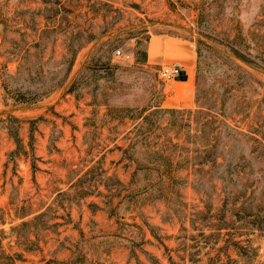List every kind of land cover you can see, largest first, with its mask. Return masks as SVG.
I'll list each match as a JSON object with an SVG mask.
<instances>
[{
	"label": "rangeland",
	"instance_id": "374dc122",
	"mask_svg": "<svg viewBox=\"0 0 264 264\" xmlns=\"http://www.w3.org/2000/svg\"><path fill=\"white\" fill-rule=\"evenodd\" d=\"M0 264H264V0H0Z\"/></svg>",
	"mask_w": 264,
	"mask_h": 264
},
{
	"label": "built area",
	"instance_id": "2783aa9c",
	"mask_svg": "<svg viewBox=\"0 0 264 264\" xmlns=\"http://www.w3.org/2000/svg\"><path fill=\"white\" fill-rule=\"evenodd\" d=\"M115 54L120 55L121 51L117 50L115 51ZM181 70H183V68L178 63H174L171 65H163L159 70V76L164 81H170V80L174 81L176 76L179 75Z\"/></svg>",
	"mask_w": 264,
	"mask_h": 264
},
{
	"label": "water",
	"instance_id": "95a60500",
	"mask_svg": "<svg viewBox=\"0 0 264 264\" xmlns=\"http://www.w3.org/2000/svg\"><path fill=\"white\" fill-rule=\"evenodd\" d=\"M187 79L186 73L184 72V70H181L179 75L176 76L175 80H180V81H184Z\"/></svg>",
	"mask_w": 264,
	"mask_h": 264
},
{
	"label": "crops",
	"instance_id": "0c3cea01",
	"mask_svg": "<svg viewBox=\"0 0 264 264\" xmlns=\"http://www.w3.org/2000/svg\"><path fill=\"white\" fill-rule=\"evenodd\" d=\"M153 45H155L153 42H152ZM190 77V74L187 72V78Z\"/></svg>",
	"mask_w": 264,
	"mask_h": 264
}]
</instances>
